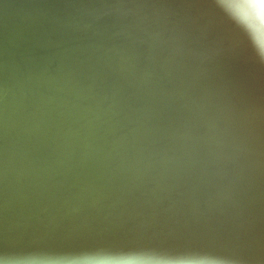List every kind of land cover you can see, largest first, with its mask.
<instances>
[{"label": "water", "instance_id": "1", "mask_svg": "<svg viewBox=\"0 0 264 264\" xmlns=\"http://www.w3.org/2000/svg\"><path fill=\"white\" fill-rule=\"evenodd\" d=\"M0 264H264L258 0H0Z\"/></svg>", "mask_w": 264, "mask_h": 264}, {"label": "snow or ice", "instance_id": "2", "mask_svg": "<svg viewBox=\"0 0 264 264\" xmlns=\"http://www.w3.org/2000/svg\"><path fill=\"white\" fill-rule=\"evenodd\" d=\"M175 2L180 6H188L197 2V0H175ZM261 8H264V0H258Z\"/></svg>", "mask_w": 264, "mask_h": 264}]
</instances>
